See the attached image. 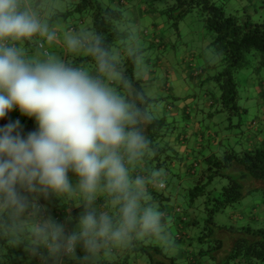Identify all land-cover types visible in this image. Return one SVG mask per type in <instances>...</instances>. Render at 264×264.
<instances>
[{
    "label": "trees",
    "instance_id": "1",
    "mask_svg": "<svg viewBox=\"0 0 264 264\" xmlns=\"http://www.w3.org/2000/svg\"><path fill=\"white\" fill-rule=\"evenodd\" d=\"M52 1L56 0H36V5ZM133 1L68 0L67 8L63 12L55 10L57 13L51 18L80 16L79 21L76 19L68 29L72 33L76 32L77 24H85L83 17L89 16V31L86 36L81 35L85 45L81 47L83 53L78 54L71 65L89 69L105 83L109 78L108 87L151 117L148 120L140 118L138 126L149 139V149L132 166L131 175L142 176L149 182V202L162 211L164 227L159 233L146 234L125 246L107 244L91 254L89 260L98 256L93 264H132L131 257L135 260L141 257L145 260L143 264H264V134L258 129L259 117L248 124L247 127L253 129L248 134L242 129V118L247 109L240 105L236 77L243 70L253 68V73H260V69H264V0H173L174 5L169 9H158L160 16H175L173 26L176 30L182 20L197 12L204 25L203 29L196 30L200 39H196L195 31L191 30L187 42L182 38L184 42L172 47L177 51L183 46L193 57L190 61L196 60L197 64H201L194 70L196 77L192 79H199V88L209 82L216 84L220 91L216 99L209 91L210 95L205 94L206 100L211 97L208 101L210 108L204 105L201 109L199 103L193 101V104L181 109L178 107L177 115L167 113L163 118L149 113L162 99L147 96L143 88L145 82L137 78L138 62L146 49H129L124 43L130 33L125 28L126 17L122 7ZM149 1L137 2L143 7ZM155 9L149 6L152 13ZM41 12L40 17L44 18L46 12ZM53 34L57 37L56 31ZM143 34L150 37L152 31ZM97 38L115 65V73L119 76L115 80L111 78L113 75L100 71L96 57L87 50V46ZM151 39L150 43L158 46V54L170 48V43L163 44V38H159L162 42L157 38L154 40V36ZM115 46L120 50L116 56L113 55ZM161 46L163 48L159 49ZM197 49L201 52L204 49V53L211 56L202 58L196 54ZM253 95L263 115L264 80L257 83ZM181 100L185 99L175 97L167 109L179 106ZM194 105L201 109L199 114L189 111ZM217 115L239 120L230 127L241 131L234 134L233 140L230 135L221 137L219 122L215 120ZM8 118L21 119L27 129L34 127V121L22 116L18 110L9 113ZM207 120L214 125L206 124ZM209 133L210 137L207 136ZM241 134L247 138L244 143L240 140ZM153 170L163 171L164 188L151 186ZM69 175L76 183L78 178L73 173ZM169 189L171 191L167 195L163 193ZM253 194L262 195V216L254 208L249 216L240 215L237 218L234 215L230 225L220 226L214 221L217 214ZM110 200L106 192H99L92 201V207L114 215ZM85 204L86 201L80 197L55 195L44 201L48 213L69 225L78 222ZM18 236L21 238L16 242ZM30 237L27 228L17 234L0 223V264H46L43 258L29 250L32 243ZM59 264L88 263L73 256L64 258Z\"/></svg>",
    "mask_w": 264,
    "mask_h": 264
},
{
    "label": "clouds",
    "instance_id": "2",
    "mask_svg": "<svg viewBox=\"0 0 264 264\" xmlns=\"http://www.w3.org/2000/svg\"><path fill=\"white\" fill-rule=\"evenodd\" d=\"M37 35L54 38L22 0H0V121L14 110L34 121L32 129L19 118L0 123V223L17 234L27 228L29 250L46 264L73 256L87 261L107 244L125 246L159 233L163 213L149 202V182L131 175L149 149L140 118L151 117L83 67L54 55L26 57L19 42ZM65 41L72 51L85 46L78 34H66ZM87 50L101 72L115 75L98 38ZM163 176L153 170L151 186L164 188ZM99 192L111 197L114 215L92 207ZM54 195L86 201L77 223L45 210Z\"/></svg>",
    "mask_w": 264,
    "mask_h": 264
},
{
    "label": "rangeland",
    "instance_id": "3",
    "mask_svg": "<svg viewBox=\"0 0 264 264\" xmlns=\"http://www.w3.org/2000/svg\"><path fill=\"white\" fill-rule=\"evenodd\" d=\"M67 1L68 0H56L52 2H46L43 5H36V0H22L24 5L34 11L38 18L40 19L41 11L46 12V16L41 19V21L48 25L49 31L51 33H55V30L63 31L65 34L71 33L68 29H70L71 26L74 25L75 20L79 21L80 16H73L69 17L67 19L58 17L56 19H51L52 16L57 13L55 10L64 11L67 7ZM135 0L132 4L129 3L125 6H123V13L126 17L125 22V28L130 33V37L126 39L125 46H127L129 49L137 48V49H146L144 55L139 59L138 62V71H137V78L140 80H143L145 83L143 84L144 92L147 96L151 98H159L162 99L161 102L153 106L149 113L153 117L157 118H163L166 113V109L168 104L173 101L172 94L177 93L178 98H186L187 94H190V89L194 88V82L189 77V74L186 72L187 69L183 67V61L184 59L190 60L191 56L190 53L186 52V48L183 46L180 47L176 51L175 48L172 47L173 44L180 45L184 40L182 38L186 39V42L188 40V36L190 35V31H195V37L196 39H200L199 32L196 33L197 28H204L203 22L200 20V17L198 16L197 12L194 11L193 14H189L184 20H182L179 23L178 30H176L175 26H173L174 23V17L165 15L160 16L158 9H169L174 5L173 0H150L148 2V5H144L149 8L150 7H156L157 9L153 10L151 18H148L146 14L143 13H134L132 9L135 7H139ZM155 3L154 6L152 4ZM141 7V6H140ZM85 24H77L79 26V30L85 31L86 33L89 31V27L91 26V19L90 17H83ZM157 25V27L154 26ZM53 26V28H52ZM145 31H152L153 33H159L169 41H163V44H169L170 48H167V50L162 53L158 54V46H155L151 44V40L148 36H145L143 33ZM198 31V30H197ZM73 35H81L79 32H72ZM54 38L49 41L47 39V36H39L37 35L34 38H31L30 40H24L22 42H19L20 47H22L24 55L28 58H46L45 50H41L38 47V43L40 41H43L44 43L47 42L48 47L50 51V55H54L60 59L63 60L66 51V48H64L65 44L62 42H57L55 40V34H53ZM66 36V35H65ZM37 37L40 38V40L37 39ZM58 40H61V38H58ZM27 41L29 44L27 45ZM46 45V44H45ZM119 45V44H118ZM124 46V47H125ZM155 46V47H154ZM70 53H74L75 51L70 50ZM78 54H82L83 51L80 49L76 50ZM120 50L117 46L113 49V55H118ZM196 54L198 56L209 57L211 56L210 53L205 54L204 49L201 52V49H197ZM63 57V58H62ZM158 57V60H156ZM117 60V58H115ZM193 60V57L191 58ZM188 60L185 61V63H188ZM202 62L204 60L202 59ZM194 63H196V60H194ZM197 64V63H196ZM201 66V64H198ZM253 68L249 70H243L236 74L237 80L239 82V90H240V105L247 109V113L243 115L242 123L244 124L242 129L245 131V134H248L253 129H249L247 126L250 124L251 120L254 118L259 117L260 118V125L258 129L262 130L264 134V117L260 114L259 109L257 107V100L255 99V96L253 95L255 93V89L257 90V83L259 81L264 80V69H260V73L252 72ZM90 73L91 71L87 69ZM252 72V73H251ZM113 80L116 78H119L118 74L115 73L111 77ZM109 78L107 79V86L108 85ZM165 85L170 87L172 86V91H166L164 89ZM206 86H202L196 90L195 98H193L196 103H199V107L204 106V103L207 99L206 95H210L207 91L211 92L216 99L219 94V89L216 84L214 83H205ZM207 93V94H206ZM206 94V95H205ZM211 99V97H210ZM209 99V100H210ZM178 103V101H176ZM202 109V108H201ZM172 117V116H170ZM216 121L219 122V131L220 135H230L233 140L234 134L237 132H241L240 130H236L231 127V124H237L239 122L238 119L233 118L232 120L226 119V116L224 117L222 115H217ZM213 124V122L207 120L206 124ZM214 125V124H213ZM241 142L244 143L247 138L245 136H242L240 138ZM75 184V183H74ZM171 190L169 189L167 192H163L164 194H168ZM262 204V195L261 194H253L248 197H246L242 202L235 205L234 207H231L227 209L223 213H219L215 216L214 221L220 225H230L233 216L235 215L237 218L240 215H248L249 212H252L254 208L258 209L257 213H259L260 216H262L260 207ZM204 216V213H203ZM249 216V215H248ZM81 255L84 253L81 250H78ZM90 258V256H89ZM98 256L96 258H91L90 260L86 261L88 264H93L98 260ZM132 264H143L145 262L144 259L141 257L137 260L134 259V257H131Z\"/></svg>",
    "mask_w": 264,
    "mask_h": 264
},
{
    "label": "crops",
    "instance_id": "4",
    "mask_svg": "<svg viewBox=\"0 0 264 264\" xmlns=\"http://www.w3.org/2000/svg\"><path fill=\"white\" fill-rule=\"evenodd\" d=\"M134 2V1H133ZM141 6V5H140ZM135 7V10H134V8L132 9V11L134 12V13H143V14H146L147 16H148V18H151V16H152V12L151 11H149V8L148 7H146V6H143V7ZM40 19H43V18H41L40 17ZM76 32H79L81 35L83 34L84 36H86L87 35V33L85 32V31H82V30H79V26H76ZM56 32H57V37H55V40L57 41V42H62L63 44H65V46H64V48H66L67 47V44H66V41H65V32H63V31H58V30H55ZM150 32V31H149ZM81 35H79L80 37H81ZM154 36V40L157 38V39H159V38H163L164 39V41H169V39H167L166 37H161L160 35H156V34H154L153 32H152V34L150 35V37H149V39L152 41V37ZM34 37H36V36H34ZM58 38H61V40H58ZM37 39L38 40H40V38L39 37H37ZM159 40H161V42H162V39H159ZM45 46L46 47H48V46H50V45H48V43L47 42H45ZM19 46H20V44H19ZM163 48V46H161V47H159V49H162ZM65 50H67L66 51V54H65V56H64V58H63V60L64 61H66L67 63H69V64H71V63H73L74 62V58H76V56L78 55V53L75 51L74 53H70V51H69V49H65ZM186 60H188V59H184V61H183V67L185 68V69H187V73L189 74V77L191 78V79H193V77H196V73H194V70L196 69V67L198 68L199 67V65L198 64H195L193 61L191 62L190 60H188V63L186 64L185 63V61ZM193 82H194V88L195 89H190L191 90V92H190V94H187V97L186 98H184L185 100H181L180 101V104H178L179 106H174L173 105V107L170 109V110H168V109H166V113H170L171 115H177V113L179 112V108L178 107H180V109L182 108V107H185V106H188V104H193L194 102V100L192 99V97H193V95H194V97L195 96H197L196 95V90L199 88V79H194L193 80ZM164 89L166 90V91H172V86L170 85V87H168L167 85H165V87H164ZM177 96H178V94L177 93H173L172 94V97L173 98H177ZM207 101V103H205L204 105H205V107L206 108H210V105L208 104V101L209 100H206ZM202 108V107H201ZM189 111L192 113V112H195V114H199V112L201 111V109L200 108H198V106H196V105H194V107H191V108H189ZM202 113V112H201ZM193 114V113H192ZM207 136H211V133H209ZM216 138V137H215ZM217 139V138H216ZM258 140H262V138H259ZM217 142V141H216ZM218 143V142H217Z\"/></svg>",
    "mask_w": 264,
    "mask_h": 264
},
{
    "label": "built area",
    "instance_id": "5",
    "mask_svg": "<svg viewBox=\"0 0 264 264\" xmlns=\"http://www.w3.org/2000/svg\"><path fill=\"white\" fill-rule=\"evenodd\" d=\"M38 47H39L41 50H45V54H46V56H47V55H50V51H49V49L46 48L45 43H44L43 41H40V42L38 43Z\"/></svg>",
    "mask_w": 264,
    "mask_h": 264
}]
</instances>
